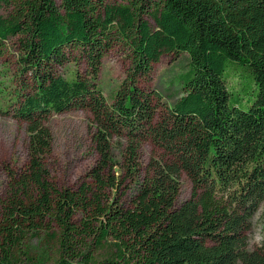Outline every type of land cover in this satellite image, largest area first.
Returning a JSON list of instances; mask_svg holds the SVG:
<instances>
[{"label": "trees", "instance_id": "16d2710c", "mask_svg": "<svg viewBox=\"0 0 264 264\" xmlns=\"http://www.w3.org/2000/svg\"><path fill=\"white\" fill-rule=\"evenodd\" d=\"M4 8L0 57L14 50L20 72L0 114L25 124L29 142L0 205V264H264V238L251 247L248 237L264 205V0H0ZM114 47L127 67L108 100L99 75ZM163 55H185L187 71L159 115L163 96L148 84ZM227 70L240 84L250 77L247 110L230 104ZM71 110L90 114L97 156L75 190L58 188L47 167L45 122ZM146 140L167 159L144 172ZM183 174L191 194L178 204Z\"/></svg>", "mask_w": 264, "mask_h": 264}, {"label": "rangeland", "instance_id": "374dc122", "mask_svg": "<svg viewBox=\"0 0 264 264\" xmlns=\"http://www.w3.org/2000/svg\"><path fill=\"white\" fill-rule=\"evenodd\" d=\"M6 13L5 8L0 10V14ZM67 67L71 68L72 66ZM126 67V57L118 47L110 50L103 59L99 84L108 100L124 78ZM78 69L81 73L84 72L83 65H80ZM186 71L187 60L185 55H163L159 62L152 66L151 81L148 87L157 89L163 96L158 104L159 115L164 114L165 103L169 101L165 95L170 92L171 83L176 81L178 75ZM19 72L16 52L8 49L5 56L0 57V105L16 87L18 80L15 79ZM224 77L227 78V86L231 94L230 104L247 110L254 97V91H249L250 77L244 74L241 84L237 76L229 74V70L225 72ZM45 125L52 138L51 151L47 157V167L51 179L58 188L75 190L97 161L92 143L91 116L86 111L71 110L52 115L47 119ZM28 140L29 134L25 124L11 116L0 114V205L8 193L9 171L22 169L27 163ZM166 159V154L150 140L142 143L140 149L142 171H147L151 161L162 162ZM133 191L132 188L131 196ZM190 194V181L183 174L178 204L189 199ZM248 237L251 247L258 246L264 238V205L254 216ZM28 246L37 257L47 254L44 260L52 258L48 249H45V242L29 239Z\"/></svg>", "mask_w": 264, "mask_h": 264}]
</instances>
